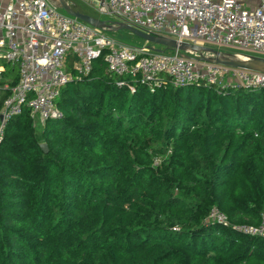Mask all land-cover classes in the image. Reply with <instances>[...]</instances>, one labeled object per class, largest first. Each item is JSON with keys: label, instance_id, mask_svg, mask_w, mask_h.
<instances>
[{"label": "trees", "instance_id": "16d2710c", "mask_svg": "<svg viewBox=\"0 0 264 264\" xmlns=\"http://www.w3.org/2000/svg\"><path fill=\"white\" fill-rule=\"evenodd\" d=\"M104 54L62 87L61 117L5 129L0 264H264L236 230L264 215V88L132 82Z\"/></svg>", "mask_w": 264, "mask_h": 264}, {"label": "built area", "instance_id": "2783aa9c", "mask_svg": "<svg viewBox=\"0 0 264 264\" xmlns=\"http://www.w3.org/2000/svg\"><path fill=\"white\" fill-rule=\"evenodd\" d=\"M66 1L80 11L75 0ZM76 1L112 17V22L106 21L112 29L91 26L62 12L54 0H0V140L9 122L25 109L45 121L61 117L56 100L62 87L90 74L104 51L108 71L132 82L153 83L167 74L176 86L264 88V72L202 61L195 52L141 48L105 34L128 25L178 42L235 48L264 57V0ZM5 63L17 72L14 85L5 75ZM210 218L227 222L217 209ZM236 230L264 239V215L258 225L242 224Z\"/></svg>", "mask_w": 264, "mask_h": 264}, {"label": "water", "instance_id": "95a60500", "mask_svg": "<svg viewBox=\"0 0 264 264\" xmlns=\"http://www.w3.org/2000/svg\"><path fill=\"white\" fill-rule=\"evenodd\" d=\"M60 7L66 12L67 14L74 16L78 18L79 20L100 28V29H112L113 26H111L106 21L94 17L92 15L83 13L78 10H74L70 5L67 3L66 0H58ZM118 29H126L136 36L146 40L147 42H150L154 45L160 46V48L156 49L158 52H164L167 50H181L184 52H195L199 53L200 57L199 60L207 61L210 63L215 64H223L226 66H229L231 68H239L244 70H250V71H259L264 72V57L263 56H257V55H250L247 57V59H235L232 56L226 55L222 53L220 50L215 49L212 46L207 45H200V44H193V43H186V42H178L177 40L162 36V35H154L145 33L143 31H140L138 29H135L133 27H130L128 25H119L115 28ZM114 29V30H115ZM186 57L192 58L189 54H185ZM44 151H47V145L43 144L41 145Z\"/></svg>", "mask_w": 264, "mask_h": 264}, {"label": "rangeland", "instance_id": "374dc122", "mask_svg": "<svg viewBox=\"0 0 264 264\" xmlns=\"http://www.w3.org/2000/svg\"><path fill=\"white\" fill-rule=\"evenodd\" d=\"M78 7L81 11L85 12L86 14H89V15L94 14V15L100 17L104 21H109V22L113 21L112 17L105 16V15H99V14L91 11L89 8H87V6H85L84 4H81L80 2H79ZM60 11L64 12L63 9H60ZM105 34L108 35L109 37L117 40V41H121L122 43L134 45L137 47H141V48L147 47L150 50H154V49L156 50V49L160 48V46L154 45L150 42H147L146 40L136 36L135 34H133L132 32H130L126 29H118V30L115 29V30H111V31H105ZM214 48L220 50L222 53H224L226 55L236 57V58H242L244 56H247L246 53H244L238 49H235V48H218V47H214ZM166 52H170V50L166 51ZM232 87H234V86H232ZM223 88L224 87H222L221 89H223ZM32 118H33V124L38 131L41 129V127L46 125V121L43 120L42 118H40L39 116L36 115Z\"/></svg>", "mask_w": 264, "mask_h": 264}, {"label": "bare ground", "instance_id": "6f19581e", "mask_svg": "<svg viewBox=\"0 0 264 264\" xmlns=\"http://www.w3.org/2000/svg\"><path fill=\"white\" fill-rule=\"evenodd\" d=\"M54 2L56 3V4H59V2L57 1V0H54ZM247 57H248V55L247 56H244V57H242V58H236V57H233V58H235V59H247Z\"/></svg>", "mask_w": 264, "mask_h": 264}]
</instances>
